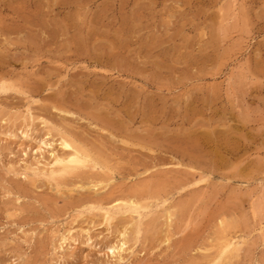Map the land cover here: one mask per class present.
<instances>
[{
  "label": "rangeland",
  "instance_id": "obj_1",
  "mask_svg": "<svg viewBox=\"0 0 264 264\" xmlns=\"http://www.w3.org/2000/svg\"><path fill=\"white\" fill-rule=\"evenodd\" d=\"M263 215L264 0H0V264H264Z\"/></svg>",
  "mask_w": 264,
  "mask_h": 264
},
{
  "label": "bare ground",
  "instance_id": "obj_2",
  "mask_svg": "<svg viewBox=\"0 0 264 264\" xmlns=\"http://www.w3.org/2000/svg\"><path fill=\"white\" fill-rule=\"evenodd\" d=\"M68 137V136H67ZM69 138V137H68ZM68 138H66L65 136L64 137H60V140H59V144H60V147L63 149V151L64 150H66V152L67 153H63L64 155H62V153L61 154H59L58 155V152L57 151H55V149H53L52 148V143H46V142H42V146L43 147H46V148H51V151H49L50 153H49V155H50V157H48L49 158V160H50V158H51V162L50 163H47V164H44V163H41L40 161H38V163L36 162V169H37V171H40V172H42V173H47V175L48 176H50V177H55V175L57 174V173H68L69 172V174L71 175L72 173H70V172H73V171H76V170H80V168L81 167H83V166H85L88 162H90L89 160H91L90 158H89V154H87V153H84L83 151H82V149H80V147L79 146H75L74 145V142L72 143ZM73 141V140H72ZM76 144V143H75ZM40 151H42V148H40L39 149ZM86 151V150H85ZM57 152V153H56ZM43 153V152H42ZM41 154V153H40ZM48 154V153H47ZM41 156V155H40ZM45 161V160H44ZM47 161V160H46ZM45 161V162H46ZM92 162V161H91ZM95 163V162H94ZM25 164V163H24ZM39 165H41V168L39 167ZM90 165V164H89ZM88 165V166H89ZM96 165H97V162H96ZM33 166H34V164H33ZM87 166V165H86ZM92 166V165H91ZM31 170L32 169H34L35 170V168H30ZM95 169V168H94ZM37 174V173H36ZM68 174V175H69ZM105 175V174H104ZM33 176H36V175H33ZM37 176H39V175H37ZM44 176H46V175H44ZM73 176H75V175H73ZM55 179H59V177H56ZM47 180V179H46ZM96 180H98L97 178H96ZM104 180V179H103ZM103 182V181H102ZM93 182H91V184H92ZM103 184V183H102ZM95 186V188H96V185H94L93 184V186H91V187H94ZM100 186V185H99ZM99 188V187H98ZM98 190V189H97ZM95 192H96V190H94ZM132 199V198H131ZM128 200V201H124V200H122V201H120V200H116V201H113V202H109V203H102V204H99L98 206H92V207H90V209L91 210H98L99 212H101V216L103 217V219L106 221V224H107V222H111V221H113V220H115L116 219V217H119L120 215H128L127 213H131V214H136L137 215V217H138V219H139V222L141 221V219H142V217H143V214L141 213V209L142 208H144V206L142 207V208H140L139 207V204L138 203H135V201L134 200ZM99 201V200H98ZM88 202H92V201H88ZM87 203V202H86ZM94 203V202H93ZM97 203V202H96ZM89 204V203H88ZM146 204V203H145ZM141 206V205H140ZM145 209V208H144ZM143 210V209H142ZM145 211V210H144ZM130 214V215H131ZM172 214V213H171ZM116 215H119V216H116ZM170 214H168V216H169ZM264 216V215H263ZM123 217V216H122ZM121 217V218H122ZM128 217H130V216H128ZM125 218V217H124ZM168 219V218H167ZM92 221V220H91ZM103 221V220H102ZM130 221V220H129ZM132 222V221H131ZM139 222H138V224H139ZM264 222V221H263ZM170 224V223H169ZM260 224V223H259ZM110 225V224H109ZM137 225V224H136ZM262 225V224H261ZM137 227H138V225H137ZM80 229V228H79ZM261 230H262V237H263V241H264V227L262 226V228H260ZM70 231L71 230H66L64 233H61L60 234V244L62 245V244H64L66 241H67V239H68V237H67V235H69V233H70ZM139 232V231H138ZM138 232H136V233H138ZM260 232V231H259ZM120 233V232H119ZM260 233V234H261ZM122 234V233H121ZM124 234H125V232H124ZM123 235V234H122ZM121 235V236H122ZM126 235V234H125ZM123 238H124V236H122V240H123ZM126 239V238H125ZM167 239V238H166ZM235 239V238H234ZM234 239H233V241H234ZM127 241V240H126ZM126 241H122L120 244H119V246L118 247H113L112 249L110 248V251H111V256L113 257V258H115L116 260H117V262H123V261H125V255L123 256V253L125 254L126 252H127V250H129V249H126L125 247H127V245H126ZM227 241H229L228 239H227ZM226 241V242H227ZM225 244V243H224ZM117 246V245H116ZM238 246H240V244L238 245V243L237 242H232V241H229V242H227L226 243V245H225V250H224V252H223V254L222 255H228L227 253H229L230 252V250L231 249H235L236 247H238ZM239 248V247H238ZM224 249V248H223ZM239 250V249H238ZM109 251V252H110ZM237 251V250H236ZM236 251H235V253H236ZM238 252V251H237ZM231 253V252H230ZM229 253V255H233V254H230ZM212 255V254H211ZM226 255L225 256H220V257H224V259H226L225 257H226ZM210 256V255H209ZM229 257V256H228ZM231 258H232V256H230ZM221 258V260L222 261H224L223 259ZM231 258H228V259H231ZM234 258V257H233ZM228 259H226V264H228L229 262V260ZM217 260V259H216ZM215 260V261H216ZM219 261H220V258H219ZM219 261H216V262H218L219 263ZM221 261V263H219V264H222L223 262ZM214 263V262H213ZM223 264H225V261H224V263Z\"/></svg>",
  "mask_w": 264,
  "mask_h": 264
}]
</instances>
